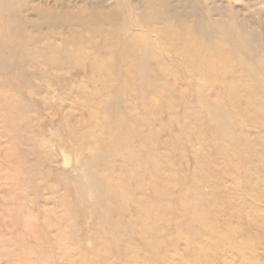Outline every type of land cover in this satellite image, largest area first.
<instances>
[{"label":"rangeland","instance_id":"1","mask_svg":"<svg viewBox=\"0 0 264 264\" xmlns=\"http://www.w3.org/2000/svg\"><path fill=\"white\" fill-rule=\"evenodd\" d=\"M95 26L121 45L137 37L154 53L146 72L116 69L132 78L111 86L91 78L89 66L50 68L27 58L71 49L77 32ZM165 26L191 35L201 51L196 71L184 54L164 51ZM87 39V46L105 42ZM261 62L264 0H0V264H128V243L147 242L127 214L144 220L157 201L164 223L147 231L162 233L155 251L141 252L143 264H201L200 255L264 264ZM104 134L115 142L96 146ZM77 164L102 195L87 194V211L72 183ZM96 201L103 208L92 213ZM194 201L207 202L220 232L235 230L226 245L203 235Z\"/></svg>","mask_w":264,"mask_h":264},{"label":"bare ground","instance_id":"2","mask_svg":"<svg viewBox=\"0 0 264 264\" xmlns=\"http://www.w3.org/2000/svg\"><path fill=\"white\" fill-rule=\"evenodd\" d=\"M58 29V28H57ZM229 29V28H228ZM86 34H81L80 32H77V36L75 37V40L68 43V45L71 47V49H68V46L65 47H59L55 48L52 47V54L47 55L43 51L37 52V53H29L27 54V58H29L30 62L33 65H45L50 68H60V69H66V70H76L80 68H85L89 66L92 76L91 78H96L95 76H98L99 79H97L98 82L102 81L101 78H107L109 79V84L112 85H118V86H124L129 82V80L132 78V76L128 75H119L117 76L115 74L116 69H127L130 72L132 71V68H140V73L144 74L146 72L145 69V62L150 57L152 58L154 56V53L149 50V48H145L140 44V40L137 37L131 38L127 40L123 45L118 44L115 41V34L111 33L110 30L104 29L102 26H95L94 31L91 29L86 30ZM83 33V32H82ZM224 34L223 32H221ZM97 35L101 36L103 41V46L99 44H91L90 46H87V38L90 37V41ZM89 35V36H88ZM17 36V34H16ZM86 36H88L86 38ZM191 35L187 33L177 34L170 26H165L163 29H160L158 32V40L160 41V44L162 45L165 52L169 54H184L186 58V62L192 66L193 71H196V69L200 66H202V60H201V51H199L198 48L195 47L194 41L192 38H190ZM153 41V40H152ZM92 47L93 51L90 50ZM98 52V53H95ZM101 52H104V55L101 54ZM173 52V53H171ZM263 63V62H261ZM260 63V64H261ZM158 67L160 69H165L164 63H162L160 60L158 61ZM264 65V63L262 64ZM107 83V84H108ZM105 86V84H102ZM251 88V87H250ZM260 89L262 92H264V83L262 82V85L260 86ZM257 92V88H256ZM98 93V91H97ZM108 100L105 101L103 104H109L110 100L113 99V97H116L117 93L109 94ZM78 99L81 100L84 104H86V96L84 92H78ZM112 101V100H111ZM88 103V102H87ZM217 111V117L220 119H223L226 117V114L222 110H216ZM257 111L264 112V106H259ZM230 121L227 119L225 127L229 129ZM110 139V140H109ZM115 137H110V135L104 134L102 138L100 137L96 141V146H100L101 144H106L109 141L115 142ZM97 157H101V155H96ZM142 160H139L136 162L139 168L143 166ZM78 165V164H77ZM78 174L77 176L72 178V183L80 189V193L78 195L79 200V207L83 210L87 211L85 207H87L86 204L83 203L84 200H86L87 194L89 192H93L95 196H97L98 199L102 196L100 195V191L97 190L93 185L94 177L88 172V168L86 166H83L82 164H79L76 168ZM142 170V169H141ZM89 180L88 184L84 183V179ZM131 181L134 183H137L138 187L140 186V181L138 179L131 176ZM93 184V185H92ZM149 192V191H148ZM125 198L128 201H131L135 199V195L133 190L132 191H125ZM96 201V202H97ZM192 204L193 212L195 213V221L200 225L201 230L203 232V235H206L208 237L209 232L212 235V239L215 242V244H220L221 242L225 245L229 242L230 236L234 234L235 230L232 228V232H220L219 230V224L214 218V215H210V213H206V204L207 202H196ZM162 203V201H157L154 204V209L152 211H149L146 213V219L142 220L140 218H134L132 215L127 214L128 218L130 217L131 221L128 222L129 225L133 226L134 232L135 228L140 227L138 230V233H140L142 241L147 242L146 244L142 245L141 248L132 246L128 243V247H130L129 251H126V257H129L128 264H143L139 260L141 256V252H144L145 250H152L155 251V248H158V244H156V241L158 240V236H160L161 229H155V233L151 234L147 231V228L150 223L158 228H160L158 225L161 223H164L163 217L161 213L157 212L158 205ZM95 205V204H94ZM88 208V207H87ZM102 205L99 204V202L96 203L94 208H92V213H95L96 211L102 209ZM143 208H140L142 210ZM139 211V210H138ZM143 211H146V209H143ZM238 215V214H237ZM126 216V215H125ZM241 217L240 215H238ZM105 219H109L105 216ZM111 226L117 227L119 229H126L127 226H123L122 222L119 220L110 221ZM236 227V226H235ZM238 228V227H237ZM119 231V230H118ZM241 232V231H240ZM197 235H191L189 238H195ZM112 244V243H111ZM113 245V244H112ZM240 257V256H239ZM199 261L201 264H215V262L212 260V256L207 255H200ZM144 264H150L148 261Z\"/></svg>","mask_w":264,"mask_h":264}]
</instances>
